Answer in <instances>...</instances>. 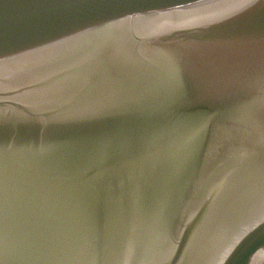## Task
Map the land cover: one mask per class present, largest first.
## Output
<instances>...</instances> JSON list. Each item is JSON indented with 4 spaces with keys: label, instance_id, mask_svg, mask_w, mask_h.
I'll use <instances>...</instances> for the list:
<instances>
[{
    "label": "water",
    "instance_id": "1",
    "mask_svg": "<svg viewBox=\"0 0 264 264\" xmlns=\"http://www.w3.org/2000/svg\"><path fill=\"white\" fill-rule=\"evenodd\" d=\"M0 264H264V0H0Z\"/></svg>",
    "mask_w": 264,
    "mask_h": 264
}]
</instances>
